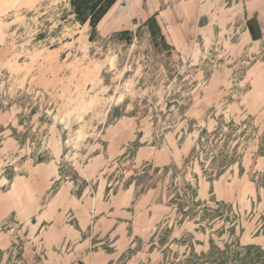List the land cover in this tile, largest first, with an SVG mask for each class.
Wrapping results in <instances>:
<instances>
[{"label": "rangeland", "instance_id": "1", "mask_svg": "<svg viewBox=\"0 0 264 264\" xmlns=\"http://www.w3.org/2000/svg\"><path fill=\"white\" fill-rule=\"evenodd\" d=\"M180 1L0 0V264H264V0Z\"/></svg>", "mask_w": 264, "mask_h": 264}, {"label": "crops", "instance_id": "2", "mask_svg": "<svg viewBox=\"0 0 264 264\" xmlns=\"http://www.w3.org/2000/svg\"><path fill=\"white\" fill-rule=\"evenodd\" d=\"M148 2L150 3V9L146 8L147 10H145V11L147 13L150 11V12L159 13V14H161L162 12H167V11H168V13L171 11L175 12L176 7L182 3V1H180V0H148ZM189 2H191V1L188 0L185 4H188ZM244 2H246V0H244ZM156 3L158 6L154 7V4H156ZM182 18H183V15H182Z\"/></svg>", "mask_w": 264, "mask_h": 264}, {"label": "trees", "instance_id": "3", "mask_svg": "<svg viewBox=\"0 0 264 264\" xmlns=\"http://www.w3.org/2000/svg\"><path fill=\"white\" fill-rule=\"evenodd\" d=\"M78 15V14H77ZM93 29H95V26L92 27ZM246 251L250 252L251 250L250 249H245ZM257 251H260L259 249H256ZM259 260V259H258Z\"/></svg>", "mask_w": 264, "mask_h": 264}]
</instances>
